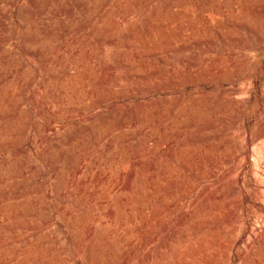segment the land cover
<instances>
[{
  "label": "rangeland",
  "instance_id": "rangeland-1",
  "mask_svg": "<svg viewBox=\"0 0 264 264\" xmlns=\"http://www.w3.org/2000/svg\"><path fill=\"white\" fill-rule=\"evenodd\" d=\"M0 264H264V0H0Z\"/></svg>",
  "mask_w": 264,
  "mask_h": 264
},
{
  "label": "bare ground",
  "instance_id": "bare-ground-1",
  "mask_svg": "<svg viewBox=\"0 0 264 264\" xmlns=\"http://www.w3.org/2000/svg\"><path fill=\"white\" fill-rule=\"evenodd\" d=\"M106 28H107V27H106ZM132 31H134V30H132ZM145 48H146V47H145ZM129 52H130V51H129ZM81 61H82V60H81ZM130 67H131V66H130ZM104 68H105V67H104ZM104 68H103V69H104ZM134 69H135V68H134ZM104 70H105V69H104ZM212 71H213V70H212ZM112 73H113V72H112ZM106 75H108V74H106ZM133 75H134V74H133ZM185 79H186V78H185ZM185 79H184V80H185ZM188 81H189V80H188ZM175 82H176V80H175ZM175 82H174V83H175ZM184 82H185V81H184ZM177 83H178V82H177ZM179 84H180V83H179ZM176 86H177V85H176ZM169 87H170V86H169ZM93 100H94V99H93ZM106 100H108V99H106ZM109 101H110V100H109ZM105 102H106V101H105ZM97 105H98V104H97ZM92 106H93V105H92ZM88 112H89V111H88ZM113 115H114V114H113ZM93 122H94V121H93ZM46 129H47V127H46ZM80 130H81V129H80ZM52 131H53V130H52ZM165 146H166V145H165ZM167 147H168V146H167ZM174 149H175V148H174ZM175 150H176V149H175ZM176 151H177V150H176ZM176 154H177V153H176ZM181 156H182V155H181ZM124 161H125V160H124ZM124 161H123V162H124ZM227 177H228V176H227ZM126 178H127V177H126ZM229 178H230V177H229ZM227 179H228V178H227ZM122 188H123V187H122ZM231 190H232V189H231ZM228 191H229V189H228ZM233 191L235 192V190H233ZM231 193H232V192H231ZM221 197H222V196H221ZM123 200H124V199H123Z\"/></svg>",
  "mask_w": 264,
  "mask_h": 264
}]
</instances>
